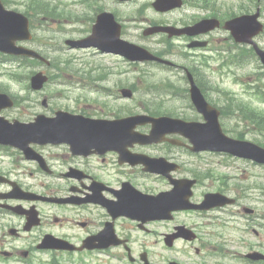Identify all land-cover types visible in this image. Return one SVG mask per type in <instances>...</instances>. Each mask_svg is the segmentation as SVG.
I'll return each instance as SVG.
<instances>
[{"label": "flooded vegetation", "instance_id": "af4514ba", "mask_svg": "<svg viewBox=\"0 0 264 264\" xmlns=\"http://www.w3.org/2000/svg\"><path fill=\"white\" fill-rule=\"evenodd\" d=\"M242 5L240 14L264 10V0H245ZM161 15L165 17L145 18V26L182 28L203 18L176 17L174 10ZM145 26L128 19L121 24V33L130 41L165 43L171 49L156 52L173 64L131 62L94 50L110 56L111 62L88 66L90 73L101 71L90 80L103 84L102 88L111 81L119 90L124 82L117 76L124 74L125 65L138 69L152 64L170 73L181 70L183 82L178 78V83L170 85L185 90L189 88L184 69L188 64L196 84L205 87L211 82L202 60L222 58V49H228V61L234 67L264 76L253 46L237 43L221 27L193 37H169L145 35ZM202 40L207 41L206 47L189 48V43ZM221 41L227 46H216ZM255 43L264 49V33L255 37ZM181 45L187 64L177 63ZM127 88L132 94L137 91L133 83ZM75 103L76 107L65 108L94 116H89L91 105ZM105 111L102 107L101 113ZM166 137L185 143L175 134ZM31 148L33 157H26L17 149L0 146V264H264L263 258L256 257L264 256V226L251 227L247 218L243 226L233 225L237 221L232 219L237 213H252L251 206L244 207L252 199L251 186L227 176L221 179L211 170L189 168L191 163L183 155L196 154L184 145L175 147L167 141L145 145L127 139L117 147L80 154L72 153L67 144ZM146 157H163L168 162L148 171L142 162ZM208 193L220 194L232 203L205 209L203 199ZM255 199L262 202L260 195Z\"/></svg>", "mask_w": 264, "mask_h": 264}, {"label": "rangeland", "instance_id": "374dc122", "mask_svg": "<svg viewBox=\"0 0 264 264\" xmlns=\"http://www.w3.org/2000/svg\"><path fill=\"white\" fill-rule=\"evenodd\" d=\"M8 1L6 3L7 8H13L20 12H24V10L27 7V4H29L33 0H5ZM38 2H46L50 4H58L57 6L61 9H65V13H72L73 16L71 19H59V21H51L47 20L44 23H40L38 21H33V32L35 33V40L31 43V45L36 49H40L45 55H47L50 59H59L60 69L57 68H50L46 67L44 65H38V66H30L25 69H21L18 67L19 61H6L4 63H0V83H2L10 92H19L20 96L25 95V91L21 90L23 85H25V82L28 80L26 79V76L28 73H31L32 71H43L45 74L50 76L49 82L44 86L41 93H35L28 91L29 97L41 100L43 97L48 98V109L58 108V105L65 106V105H71L70 100H76V99H93L96 101H102L105 103H108L109 105H117L121 104L124 107L130 106V108L135 109L132 105L136 101L139 104V109L141 110V107H143V104H153L158 105L155 109L161 110V111H173L175 112L174 116H180V112L185 115L186 118H197L196 113L188 107L187 103L184 101V103L181 102L180 99H177L176 97H173L170 95L165 88L162 89L164 86V82L168 80L169 74L163 70H159L157 68L151 67V66H145L144 73H134L130 72L127 74H124L119 77L120 80H123L124 83H135L139 85V90H137L136 99L134 101L126 102L123 99L118 98L116 101H114L115 97H119V93L113 91L111 86V91L113 92V95L110 93L102 92L100 90H94L90 88V85L86 83L85 79L83 78L82 73L85 70L84 63L85 62H95L99 64H108L109 59L102 60L98 57H92L90 54V51L87 50H70L66 48L63 41L65 38L71 37V32L75 33H81L80 35H83V33L88 30V27L90 24H88L86 19L76 21L75 15H81L84 13L83 10V4L80 3V0H37ZM36 1V2H37ZM151 0H135L134 4L132 5L133 8H137L139 4L142 3H148ZM214 4V1L211 0ZM236 2L235 9H238V1L240 0H234ZM233 0H217V5L221 6V11L225 12L228 10V8L231 6ZM99 3L105 4L102 7L108 8L107 10H116L114 11L120 19L125 18V14H129L130 18L133 13L136 12V10L133 9L132 12H130L131 7H128L124 5L118 6V4L114 3L113 0H99ZM62 3V4H61ZM67 6V7H65ZM43 8H45V5H42ZM122 7V8H120ZM120 8V9H119ZM119 9V10H118ZM198 11L199 13L203 14H209L210 11L208 9L204 10H197L196 8H191L189 6L183 7L182 9L176 11V15H179L180 13L186 12L188 15L194 14ZM231 12L232 10L229 9ZM38 12H41V7L39 6ZM113 12V13H114ZM149 13V14H148ZM151 13V14H150ZM92 14V12H90ZM141 17L142 15L148 14V17H159L155 14H153L152 9L147 10L145 13L144 11L140 13ZM264 15V14H263ZM41 18V15L39 16V19ZM144 19H139L140 22H142ZM262 21L264 22V16H262ZM44 26H47L46 30H43L42 28ZM79 35V36H80ZM137 43L142 45H147L151 48L155 47V44L152 42L146 43L144 41H138ZM217 61L210 60V66L208 68H204V72L207 73V76L209 80L211 81V87L218 86L221 90L229 91V92H236L238 94V97L241 99V103H247L251 107H247L249 110L250 108H254L257 111L260 112V114H264V103L260 102L259 99L254 96L253 94H250L249 91H247L246 85L249 84V82L253 81V74L249 75L247 72H243L242 70L235 71L236 77L232 74L226 73L229 68L227 67V70H225L223 73L224 75L221 76V73L216 70L213 71V67H217ZM14 71H22L21 79L20 80H12L11 77H9V72ZM173 82H175V79L173 77H169ZM235 78H238L241 80V82H235ZM26 80V81H25ZM24 88V87H23ZM150 88V89H149ZM25 90V89H24ZM205 93L207 95V98L211 100L212 102H215L217 104H224L225 105V98L224 96L213 90V89H205ZM50 99V100H49ZM162 101V102H161ZM159 103V104H156ZM152 105V106H153ZM187 107L186 110L184 108ZM22 108L19 107V109L9 110L7 111V114L12 116H20L21 119L26 120L30 118L35 112H44V108L38 105L35 107L33 104L30 107H26L28 113L22 112ZM137 109V108H136ZM135 109V110H136ZM234 116H226L222 119H220L221 125L223 129L225 128L227 131L224 130L228 135L234 136L232 132L236 131H243L244 132V138L246 140L262 144L264 145V128L258 127L256 124L253 125V123L248 119V123H244L242 120L244 119L243 114L239 111H235ZM229 130H233L232 132H229ZM182 152V151H180ZM183 158L188 163H191L189 168H196L200 170H211L214 172L215 176L219 175H227L228 178L231 180H235L236 183H240V180L242 181L241 184H249V185H261L264 187V166L262 165H254L250 162H243V161H237L231 158H225L223 156H215L211 154H198L197 156L184 154ZM259 189L253 188L252 189V195L256 196L258 194ZM263 203L260 204L258 207L260 208V212L264 214V195H262ZM236 220L239 218H235Z\"/></svg>", "mask_w": 264, "mask_h": 264}, {"label": "water", "instance_id": "95a60500", "mask_svg": "<svg viewBox=\"0 0 264 264\" xmlns=\"http://www.w3.org/2000/svg\"><path fill=\"white\" fill-rule=\"evenodd\" d=\"M180 5V0H157L154 3V6H157L160 10H167ZM19 16L14 11L5 10L0 4V51L38 57L34 52L27 51L22 47H16L14 44L15 40L26 37L23 31L25 27L20 24ZM215 25H217L215 19L204 20L192 27L187 33L196 34L200 31L211 29ZM225 27L239 41H246L248 37L261 29V26L256 21V15L231 19L225 23ZM161 29L164 28L154 27L149 30V33L157 32ZM91 43L100 46L101 49L120 52L131 59H156L146 49L120 40L118 26L115 24L113 16L109 13H103L98 16L97 23L93 28V35L89 36L88 39L72 44L86 46ZM261 58L264 63L263 51L261 52ZM45 80L46 77L36 74L31 78L32 88H41ZM190 98L197 111L203 115L204 122H186L165 116L148 119L152 123V132L157 134L152 136L153 139L160 141L164 133L179 132L189 139L193 145L191 147L192 150L224 151L235 156L251 158L257 162L264 163V148L248 141L230 138L222 132L218 122L219 112L206 102L200 90L193 83L190 89ZM57 114L58 116L54 118H46L41 115L30 125L0 123V142L24 148L25 143L28 141H54L57 133L62 132L64 129L68 131L70 128V131H66L67 135H70L73 133V127L79 126L77 129L80 134L77 137L91 141V145H96L97 142L105 138L103 132L127 131L134 127L136 123L132 122L133 118L114 122H83L81 119L71 117L65 113Z\"/></svg>", "mask_w": 264, "mask_h": 264}, {"label": "trees", "instance_id": "16d2710c", "mask_svg": "<svg viewBox=\"0 0 264 264\" xmlns=\"http://www.w3.org/2000/svg\"><path fill=\"white\" fill-rule=\"evenodd\" d=\"M246 118H250L251 120H255L257 122V119H256V114L255 112H252V114L250 115H244Z\"/></svg>", "mask_w": 264, "mask_h": 264}]
</instances>
